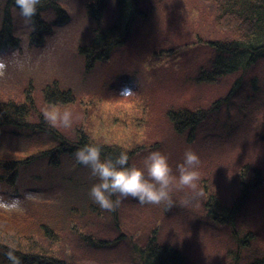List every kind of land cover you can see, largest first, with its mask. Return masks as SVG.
<instances>
[{"label":"rangeland","instance_id":"374dc122","mask_svg":"<svg viewBox=\"0 0 264 264\" xmlns=\"http://www.w3.org/2000/svg\"><path fill=\"white\" fill-rule=\"evenodd\" d=\"M87 1L61 0L70 20L56 26L51 35L44 33V43L32 41L33 31L12 8L10 31L18 43L5 47L0 57L21 59L24 67L10 63L0 76V103L13 99L33 106L29 119L39 123L52 103L48 95L55 89L46 84L58 83L71 93L64 100L74 101L56 103L72 110L70 128L53 127L44 120L58 135L75 143L87 137L90 143L118 146L131 155L133 166H143L148 153L159 150L175 169L191 149L201 160L197 187L175 189L176 204L170 208L128 197L116 210L106 211L89 196L96 182L90 169L79 164L80 168L49 171L42 162L19 173L18 190L0 192L5 199L20 198L21 209L0 212L22 220L34 207L64 208L72 216L68 225L74 231L69 228L58 241H48L43 253L49 250L69 264H142L140 250L146 249L155 234L160 243L184 250L190 264H232L231 251L240 252L233 264H264V58L245 74L196 84L197 77L213 71L215 49L209 43L238 38L234 26L218 19L217 6L224 0H139L144 17L137 19L130 38L122 41L121 37V44L110 49L111 60L87 72L79 60L74 61L77 49L94 44V37L118 15L116 2L107 0L105 17L95 19L87 11ZM6 2L0 0V33ZM45 17L54 21L52 13L46 12ZM13 52L17 57L10 55ZM254 78L256 89L251 83ZM124 86L133 87L135 94L122 97ZM227 96L230 101L215 106L213 114L196 128L189 127L183 134L175 130L171 110L206 111ZM2 139L0 151L8 164L24 159L19 150L15 152L13 138ZM258 175L262 185L250 189L253 194L237 213L233 228L215 225L207 213L213 195L233 207L244 185ZM27 194L31 199H25ZM189 197L191 202L186 204ZM233 229H240V236L252 230L255 239L238 248ZM87 236L114 244L106 250L88 246Z\"/></svg>","mask_w":264,"mask_h":264},{"label":"trees","instance_id":"16d2710c","mask_svg":"<svg viewBox=\"0 0 264 264\" xmlns=\"http://www.w3.org/2000/svg\"><path fill=\"white\" fill-rule=\"evenodd\" d=\"M60 1L41 0L38 13L33 18L35 30L32 34V41L44 43V33L51 35L56 26L64 25L70 20L69 13L65 7H62ZM113 1L116 2L117 17L112 18L111 23L105 29H101L100 33L96 35L97 37H94V44L77 49L79 56L74 61L79 60L84 71L96 70L99 65L110 61V49L121 44L119 41L121 37L122 41L129 39L137 27L135 26L137 19L144 17L139 11V0ZM106 3L107 0H88L85 6L88 13L97 19L105 17V12L108 10ZM12 8H14L13 0H7L4 6L5 17L2 18L3 25L0 33V55L5 47L10 46L12 48L18 43L16 39H13L12 31H10ZM217 11L219 12V21H227L234 26L238 32V38L232 41L227 40V42H214L212 45L211 42L209 43V48L215 49L211 58L214 59L213 71L204 75V78L202 76H200L201 78L197 77L196 84L215 83L219 78L226 79L233 74H245L251 69L250 67L255 66L261 58H264V0H224L222 5L217 6ZM46 12L52 13L54 21H52L53 19H46ZM6 20L8 21L6 22ZM256 81H258L257 78H254L251 82L254 88ZM124 82L126 84L128 81L124 80ZM240 83H242V78L239 79L238 85ZM49 84L52 85L46 84L49 89L55 88L51 93L52 95H48L52 103L69 104L74 102L73 100H64L71 94L69 90L64 89L58 83ZM230 96L219 99L213 104L212 109L206 111L204 109L195 111L189 108L171 110L169 115L175 123V130L183 134L189 127L196 128L199 123L207 120L213 114L215 106L228 103ZM25 103H29L28 99L25 100ZM31 112H33V106H24L13 99L0 103V142L5 136L9 140L13 138L16 142L13 146L17 149L15 152L19 150L18 153L24 155L21 157L24 159L17 158L16 162L8 164L3 152L0 151L1 193L8 194V191L15 192L18 190L16 179H19V173L21 171L27 172L42 162L49 171H61V168H65V166L80 168V163H76L73 153L77 148L90 143L87 137L80 143H75L63 135H58L52 126L44 122L45 119L43 118L39 123L30 121L29 114ZM103 146V154L113 158L123 151L122 148L115 145L103 144ZM129 157L131 160L130 154ZM261 181V176L258 175L254 177L251 184H245L242 188V195L234 200L233 207L223 205L218 197L213 195L212 200L207 205V213L213 223L230 227L234 225V221L238 217L237 213L246 206L245 203L253 194L250 189L261 186ZM0 213L4 217L3 219L0 216L2 219L0 220V261H3V264H8L4 252L13 243L16 245L17 255L21 256L23 264H69L66 260L51 255L52 252L49 250L43 253L44 244L49 243L48 241H58L64 232L71 227L68 225V221L72 216L69 215V212H65L64 208L55 211L45 207L41 210L34 207L28 216L22 220L17 215L6 216L2 212ZM70 230L74 231L72 228ZM239 230H232L233 237L237 239V247H247L255 239L254 233L251 230L242 234V237ZM240 232L242 231L240 230ZM84 241L88 246L95 245L105 250L114 244L111 240H92L88 236ZM140 251L142 264H190L184 250L178 249L173 244L171 246L160 243L157 234L151 237L146 249ZM230 253L233 264L239 260L237 253L240 252L231 251ZM234 253L237 256H233Z\"/></svg>","mask_w":264,"mask_h":264},{"label":"clouds","instance_id":"9594fccd","mask_svg":"<svg viewBox=\"0 0 264 264\" xmlns=\"http://www.w3.org/2000/svg\"><path fill=\"white\" fill-rule=\"evenodd\" d=\"M41 0H13L18 15L23 19L26 27L34 31L33 18L38 13ZM13 58L17 53L10 54ZM14 63L17 68L24 67V61L0 57V76L5 75L9 64ZM122 97H132L133 87L124 86L119 93ZM46 122L53 127L70 128L73 123V112L69 108L61 109L56 103H51L43 113ZM104 146L97 143H86L74 151L78 163L90 169L96 182L89 189L91 200L102 210L114 211L128 197L137 199L140 203L160 205L167 208L175 203L173 192L178 188L196 189L200 179V156L188 149L184 152L182 161L174 169L165 153L156 150L148 153L143 160V166L130 165L129 153L121 151L115 158L103 154ZM25 199H31L27 194ZM189 197L185 203L191 202ZM22 200L18 197L5 199L0 196V210L12 212L21 209ZM8 264H23L21 256L17 255L16 245L13 243L4 252ZM3 264V261H0Z\"/></svg>","mask_w":264,"mask_h":264}]
</instances>
